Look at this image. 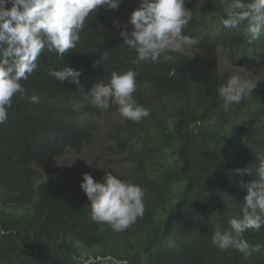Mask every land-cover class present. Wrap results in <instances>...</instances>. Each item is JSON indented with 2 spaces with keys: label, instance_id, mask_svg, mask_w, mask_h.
<instances>
[{
  "label": "trees",
  "instance_id": "obj_1",
  "mask_svg": "<svg viewBox=\"0 0 264 264\" xmlns=\"http://www.w3.org/2000/svg\"><path fill=\"white\" fill-rule=\"evenodd\" d=\"M138 4L98 8L75 49L62 58L45 50L21 81L26 93L13 97L0 124V230L7 233L0 236V264H81L82 255L128 264H264V248L220 250L210 239L218 224L223 230L240 214V181L252 177L235 169L255 167L264 155V78H252L258 83L251 96L225 110L218 89L230 74L220 57L232 68L262 66L264 36L249 43L220 24L219 0H190L184 34L199 43L170 53L167 62L133 64L135 52L122 46L119 32ZM65 67L80 72L79 85L49 75ZM129 69L137 73L136 103L150 109L138 123L122 119L114 105L99 110L84 98L112 71ZM95 139L104 155L87 160ZM116 154L124 161L113 160ZM84 173L141 186L143 216L123 232L93 222L79 186ZM244 237L264 243V227Z\"/></svg>",
  "mask_w": 264,
  "mask_h": 264
},
{
  "label": "clouds",
  "instance_id": "obj_2",
  "mask_svg": "<svg viewBox=\"0 0 264 264\" xmlns=\"http://www.w3.org/2000/svg\"><path fill=\"white\" fill-rule=\"evenodd\" d=\"M121 0H0V124L8 119L7 109L13 97L24 96L21 84L37 68L39 56L47 50L63 57L75 49L79 33L86 26L90 14L98 8L117 10ZM206 2V0H204ZM185 0H139L119 32L122 46L135 52L133 64L150 61L159 64L173 60L170 53L180 54L186 46L198 40L185 35L184 29L192 13L184 7ZM224 15L220 24L243 34L249 43L264 36V0H219ZM10 5V7L8 6ZM130 26V31L128 30ZM107 53H105V57ZM50 76L71 80L79 85L80 72L71 67L51 70ZM137 73L112 71L107 82H97L85 93V100L99 110L115 106L124 120L141 122L150 115V109L136 103ZM257 80L231 75L219 87L222 107L239 104L251 96ZM31 102L38 103L35 95ZM255 167L237 168L240 176L250 175V181H240L245 194L240 214L227 221L221 230L217 225L211 234V243L220 250L232 249L240 253L259 252L264 243L250 244L244 237L249 229L264 227V155L256 157ZM80 188L90 201V218L97 224H107L116 232H123L144 213V190L141 186L106 173L103 182L83 174ZM209 193H205L207 197ZM7 235L0 230V236ZM81 264H128L126 259L112 255H82Z\"/></svg>",
  "mask_w": 264,
  "mask_h": 264
},
{
  "label": "rangeland",
  "instance_id": "obj_3",
  "mask_svg": "<svg viewBox=\"0 0 264 264\" xmlns=\"http://www.w3.org/2000/svg\"><path fill=\"white\" fill-rule=\"evenodd\" d=\"M190 0H185L186 2H189ZM184 3V4H185ZM192 46H186L184 51L189 52L191 50ZM220 66L222 69H226L227 71H229L230 76L231 75H240L242 77H249V78H264V65L256 67L254 69H248V68H244V67H236V68H232L231 65L224 59L223 56L220 57ZM101 137V135H100ZM99 155L100 157L103 156V152L101 150V147L99 145V140L95 139L91 145L87 148V150L85 151V153L83 154L84 158H87V160H91L93 157ZM125 157L124 154H116L111 156V158L113 160L116 161H121L123 162V158ZM76 159L75 157L72 158V160Z\"/></svg>",
  "mask_w": 264,
  "mask_h": 264
}]
</instances>
